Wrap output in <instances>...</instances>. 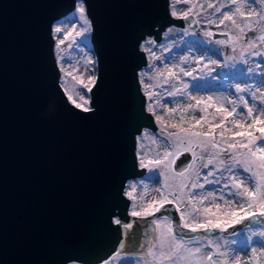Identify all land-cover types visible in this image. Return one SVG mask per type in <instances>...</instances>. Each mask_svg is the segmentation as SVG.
I'll return each instance as SVG.
<instances>
[{
    "label": "water",
    "instance_id": "obj_1",
    "mask_svg": "<svg viewBox=\"0 0 264 264\" xmlns=\"http://www.w3.org/2000/svg\"><path fill=\"white\" fill-rule=\"evenodd\" d=\"M77 1L0 0V264H103L118 253L142 254L163 217L186 240L232 236L264 220L253 213L224 230L192 231L173 201L131 213L127 182L147 171L137 136L159 131L139 79L147 65L141 43L159 44L172 26L197 30L199 21L171 15L170 0H81L97 62L92 110L84 112L61 86L53 35ZM191 161L182 152L174 168Z\"/></svg>",
    "mask_w": 264,
    "mask_h": 264
},
{
    "label": "rangeland",
    "instance_id": "obj_2",
    "mask_svg": "<svg viewBox=\"0 0 264 264\" xmlns=\"http://www.w3.org/2000/svg\"><path fill=\"white\" fill-rule=\"evenodd\" d=\"M81 5L85 8L79 1L72 13L55 23L53 35L61 86L68 98L84 104L90 101V92L83 84L92 88L97 62L90 19L86 8L79 12ZM173 5L175 17L193 14L199 28L172 26L159 44H149L151 37L141 44L147 65L139 71V79L159 131L144 129L137 136L139 167L147 171L127 182L125 194L132 199V213L150 214L169 200L182 208L185 226L224 230L247 215L264 212L260 194L253 198L245 192H254L258 186L264 194L262 153L257 151L264 148L259 139L264 128V115H260L264 111V39H260L264 31L254 36L246 29L250 23L264 25V0H170L171 12ZM225 13L232 20L225 19ZM57 27L61 32L55 31ZM215 32L229 38H214ZM185 130L212 135L190 136ZM250 137L256 142L250 144ZM231 144L236 147L230 148ZM249 149L257 153L255 157ZM185 151L192 161L180 175L174 162ZM153 231L156 236L149 238L146 252L118 253L103 264H264L262 219L232 236L216 231L192 240L177 238L165 217L155 221Z\"/></svg>",
    "mask_w": 264,
    "mask_h": 264
},
{
    "label": "snow or ice",
    "instance_id": "obj_3",
    "mask_svg": "<svg viewBox=\"0 0 264 264\" xmlns=\"http://www.w3.org/2000/svg\"><path fill=\"white\" fill-rule=\"evenodd\" d=\"M177 2H179V0H177ZM185 2H187V0H185ZM209 6H211V5H209ZM237 11H239V9H237ZM79 12H80L81 14H83V13L85 12V8L83 7V5H81V7L79 8ZM171 15H173V16H177V12L175 11V7H174V5H173V10H172V12H171ZM187 16H188V13H183V18H187ZM224 18H225V19H228V20H232V16H231V15H228L227 13L224 14ZM221 23H223V20L221 21ZM233 23H235L234 20H233ZM55 31H56L57 33H59V32H61V28H60V27H57V28L55 29ZM241 31H243V29H241ZM260 39H264V37H260ZM148 43H149V44H152L153 42H152V41H148ZM145 50H146V51H149L150 49H145ZM90 83H94V79H93V80H90ZM81 84H83V81H81ZM83 87H84L88 92L91 91V88L89 87L88 84H83ZM69 99L72 100V103L74 104V106H75L76 108H80V109H82L84 112H89V111L92 110L91 107H85V104H90V101H89V100H84V97H83V96H81L80 99H81V100H84V104L77 103L74 99H72V97H69ZM149 111H152V109L149 108ZM234 111H235V109H233V112H234ZM229 114L231 115L232 113H229ZM248 115H249V116L252 115V109H251V108L248 109ZM260 115H264V111H261ZM157 119L159 120V119H161V118H160V117H157ZM257 119H259V117H257ZM255 122H256V121H253V123H255ZM196 123L198 124V123H200V121L197 120ZM173 127H175V125H173ZM259 131L262 133V135H261V137H260L259 139H260L261 141H264V128L260 129ZM185 133H186V135H190V136H211V135H212L211 132H203V133H202V132H194V131H190V130H185ZM237 135H243V134H242V133H237ZM221 136H223V133H221ZM256 139H257V138H255V137H250V139H249L248 142H249L250 144H251V143H255V142H256ZM189 143H191V141H189ZM213 146L215 147L216 145L213 144ZM245 146H246V145H243V144L241 145V147H245ZM229 147H230V148H235V147H236V144H231V145H229ZM257 151H259V152L262 153V155H261V157H260V163H259V166H260V167H264V148H259V149H257ZM249 152L251 153V155H252L253 157H255L256 154H257L256 152H252L251 149H249ZM193 155H195V153H193ZM211 162H212V161L209 160V163H211ZM244 170L247 171L248 169L245 168ZM212 174H213V173H209L208 175H212ZM180 175H183V172H181ZM208 175H205V177H204V179H205L206 181L208 180ZM209 182L211 183L212 181H209ZM193 187H197V185H193ZM199 187H203V185H199ZM225 187H227V185H225ZM245 192H246L249 196H251V197H253V198H255L258 194H260V198H261V206L264 207V194L259 193V187H258V186H257L256 191H254V192H249L248 189H245ZM211 195H212V193H209V196H211ZM240 195H244V193H240ZM249 206H251V205H249ZM150 207H151V206H150ZM217 207H219V206L217 205ZM240 207L242 208L243 205H241ZM157 210H158V209H157ZM133 215H139V213L133 212ZM261 215H264V212H261ZM116 222H117V223H120L119 220H117ZM199 227H204V225H200ZM192 231H196V229L193 228ZM261 235H264V233H262ZM197 251H199V249H197ZM221 255H225V254H224V253H221ZM207 259H208L209 261H211V260H212V257L209 255V256L207 257Z\"/></svg>",
    "mask_w": 264,
    "mask_h": 264
},
{
    "label": "trees",
    "instance_id": "obj_4",
    "mask_svg": "<svg viewBox=\"0 0 264 264\" xmlns=\"http://www.w3.org/2000/svg\"><path fill=\"white\" fill-rule=\"evenodd\" d=\"M246 29H247V33L249 35H254L255 36V35H259V34L263 33L264 25H261L259 23H255V24L250 23ZM225 218L228 219V216L226 215Z\"/></svg>",
    "mask_w": 264,
    "mask_h": 264
},
{
    "label": "flooded vegetation",
    "instance_id": "obj_5",
    "mask_svg": "<svg viewBox=\"0 0 264 264\" xmlns=\"http://www.w3.org/2000/svg\"><path fill=\"white\" fill-rule=\"evenodd\" d=\"M186 152V151H185ZM188 152V151H187ZM181 154V153H180ZM166 201H169V200H166ZM165 201V202H166ZM162 204V203H161ZM177 204V203H176ZM177 206H178V209H179V211H180V215H181V218H182V213H183V211H182V208H179V204H177ZM155 211V210H154ZM154 211H152V212H154ZM151 212V213H152ZM165 218H167V217H165ZM168 219V218H167ZM169 221H170V219H168ZM182 221H183V218H182ZM170 224H171V221H170ZM200 229H204V228H200ZM215 230H217V229H215ZM198 238V237H197ZM184 239V238H183ZM196 239V238H195Z\"/></svg>",
    "mask_w": 264,
    "mask_h": 264
},
{
    "label": "bare ground",
    "instance_id": "obj_6",
    "mask_svg": "<svg viewBox=\"0 0 264 264\" xmlns=\"http://www.w3.org/2000/svg\"><path fill=\"white\" fill-rule=\"evenodd\" d=\"M79 1H81V0H78V1H77V4H78ZM76 6H77V5H76ZM72 12H73V11H72ZM72 12H70V13H72ZM70 13H69V14H70ZM69 14H67L65 17H67ZM65 17H62V18H65ZM62 18H61V19H62ZM61 19H59V20H61ZM59 20H57L56 22H58ZM56 22H55V23H56ZM55 23H54V25H55ZM147 38H148V37H147ZM147 38H146V39H147ZM146 39H145V40H146ZM145 40H143V41H145ZM143 41H142V42H143ZM141 44H142V43H141ZM55 56H56V55H55ZM56 59H57V58H56ZM131 213H132V212H131ZM147 215H148V214H147ZM138 216H145V215H138ZM155 221H156V220H155ZM155 221H154V224H155ZM153 228H155V225H154ZM151 237H152V236H151Z\"/></svg>",
    "mask_w": 264,
    "mask_h": 264
}]
</instances>
